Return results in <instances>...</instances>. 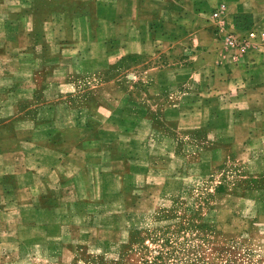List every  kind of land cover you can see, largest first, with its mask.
Listing matches in <instances>:
<instances>
[{"label":"crops","instance_id":"1","mask_svg":"<svg viewBox=\"0 0 264 264\" xmlns=\"http://www.w3.org/2000/svg\"><path fill=\"white\" fill-rule=\"evenodd\" d=\"M248 28L264 0H0V264L115 256L181 160L264 146V39L224 41Z\"/></svg>","mask_w":264,"mask_h":264},{"label":"rangeland","instance_id":"2","mask_svg":"<svg viewBox=\"0 0 264 264\" xmlns=\"http://www.w3.org/2000/svg\"><path fill=\"white\" fill-rule=\"evenodd\" d=\"M230 131L245 143L230 147L229 159L214 154L204 165L197 154L181 160L187 189L178 197H155L151 211H134L130 236L114 250L117 255L78 264H264V219H256L246 200L264 190V177L254 176L263 163L249 159L264 154V146L246 143L259 140L258 131ZM176 132L181 153L187 145L200 151L188 143L185 129Z\"/></svg>","mask_w":264,"mask_h":264},{"label":"built area","instance_id":"3","mask_svg":"<svg viewBox=\"0 0 264 264\" xmlns=\"http://www.w3.org/2000/svg\"><path fill=\"white\" fill-rule=\"evenodd\" d=\"M217 15V12L213 13L214 17ZM258 39H264V31L255 28H248L242 33H229L224 37V41L228 47L236 48L242 54L248 49L252 42Z\"/></svg>","mask_w":264,"mask_h":264}]
</instances>
